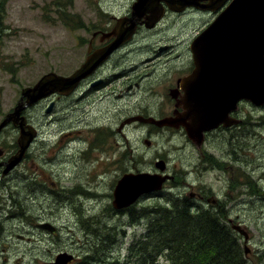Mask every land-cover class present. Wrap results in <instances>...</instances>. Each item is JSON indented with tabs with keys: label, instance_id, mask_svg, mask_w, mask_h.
Here are the masks:
<instances>
[{
	"label": "rangeland",
	"instance_id": "rangeland-1",
	"mask_svg": "<svg viewBox=\"0 0 264 264\" xmlns=\"http://www.w3.org/2000/svg\"><path fill=\"white\" fill-rule=\"evenodd\" d=\"M130 1L0 0V120L16 105L21 89L48 72L69 75L83 62L81 44L88 37L81 29L84 22L100 20L103 11L121 13L118 5ZM166 19L157 34L161 45L169 42ZM198 28L197 23L193 32ZM143 51L139 47L129 54L122 66L133 68L147 57ZM166 51L163 59H169ZM164 72L168 79L174 74L173 68ZM132 74L140 77L138 69ZM146 75L151 82L156 74ZM162 90L80 89L72 98H51L25 111L38 136L7 186L0 185V264H43L61 252L76 259L88 252L106 254V259L124 264L128 247L144 232L147 219L156 216L152 211L191 191L217 201L225 215L220 222L228 229L239 225L246 232L244 243L232 231L241 249H248L245 263L264 264V106L241 102L243 123L209 133L201 158L182 129L134 122L118 131L130 117L169 114L172 106L165 95L156 98L157 104L150 94ZM50 101L54 106L46 113ZM17 137L18 131L8 126L0 135V147L14 152ZM159 160L173 180L162 191L141 197L132 207V218L117 213L111 206L117 180L127 173H158L154 164ZM78 185L97 194L86 200ZM42 222L55 227V233L34 227ZM139 263L133 259L131 264ZM153 264L167 263L161 257Z\"/></svg>",
	"mask_w": 264,
	"mask_h": 264
},
{
	"label": "water",
	"instance_id": "water-1",
	"mask_svg": "<svg viewBox=\"0 0 264 264\" xmlns=\"http://www.w3.org/2000/svg\"><path fill=\"white\" fill-rule=\"evenodd\" d=\"M200 1L207 0H137L132 7L130 22L136 23L143 12L151 10L145 25L152 28L163 15L160 2L171 11L181 12L189 7L202 8ZM209 1L211 4L206 6L208 10H213L212 5L217 7L220 2H224ZM156 5L160 7L159 11L152 12ZM133 31L134 24L125 34H116L114 31V41L89 55L69 76L49 72L42 75L33 86L21 89L18 102L0 121V133L9 125L18 130V149L3 164V175L20 164L37 138V130L27 122L23 112L52 95L69 96L78 83L106 60ZM190 51L194 70L189 78L181 81L182 86L188 84L190 87L183 89V111L162 119L130 117L120 123L118 131L134 122L156 128H182L187 139L201 151L205 133L219 126L229 128L240 124L239 119L229 116L237 109L239 102L245 101L255 107L264 105V0H232L191 44ZM52 106L51 103L46 113L51 111ZM144 143L150 145L149 141ZM154 167L158 173L123 174L113 188L112 207L116 210L126 209L141 196L160 191L165 182L173 179L164 174V161H156ZM40 228L49 232L54 230L49 224H42ZM232 229L243 237L244 243L247 242L248 235L239 226L233 225ZM247 253L248 249L245 248V255ZM73 260V255L62 252L52 262L44 264H70Z\"/></svg>",
	"mask_w": 264,
	"mask_h": 264
},
{
	"label": "flooded vegetation",
	"instance_id": "flooded-vegetation-1",
	"mask_svg": "<svg viewBox=\"0 0 264 264\" xmlns=\"http://www.w3.org/2000/svg\"><path fill=\"white\" fill-rule=\"evenodd\" d=\"M136 1L137 0H131L127 5L123 6L118 5V8L122 9L121 13H116L114 11H103L104 13H102V18L100 20L96 18L93 22H84L86 27H82L81 29L82 31L87 32L88 37L83 38L82 41L84 43L81 44V47H85L83 62L89 55L105 46L110 45L115 39L114 31L116 32V34H125V32H127L129 28L133 27V24L134 31L132 32L130 37L126 39L118 48L113 50L107 57V59L99 64L89 76L78 83L71 95L62 96L59 94H55L45 100L38 102L37 104L49 101L51 98H57V100L72 98L80 89H88V91L99 89H126L127 91L131 89H165V92L164 90H162L160 92H155V95H153V92H151L150 94L153 96L152 100H155L157 104H159V101L156 100V98H161V95L164 94L165 98L170 102V106H172L170 113H166L160 117L149 113L142 114L141 116H151L156 119H162L164 117L173 116L174 112L181 113L183 111L181 104L183 89H189L190 87L188 84H185V87L182 86L181 81L185 78H189L194 70L193 57L190 51L191 44L199 35H201L202 32L208 29V27L212 24L216 17L228 6V4L232 0H224V2H220L219 6L217 7L212 5L213 10H208L206 8L207 5L211 4L209 0L200 1V5H202V8L189 7L181 12L171 11L164 3L160 2L161 7L163 8V15L152 28H147L145 25L146 20L151 15V10L143 12L142 16L136 21V23L131 24L130 20L132 18V7L136 3ZM98 7L99 10H103L102 6ZM154 9L155 10H152V12H157L159 11L160 7L156 5ZM165 19L166 21H169L166 35V40L169 42L163 43V45H161L159 42L161 39L158 41L157 34L160 32V30H162L163 27L160 26ZM197 23L199 24V28L194 33L193 28ZM91 28L92 30L87 31V29L89 30ZM139 47H144V51L141 54H145L147 55V57L137 61L133 68L126 70V67L122 66L124 65L123 62L129 54L132 53L134 55ZM169 48H172L174 53L172 51H166ZM164 51L167 52V56H169V59L162 58V53ZM185 52H187V54ZM82 63L78 64L74 71H76ZM171 67L173 68L174 74L168 79L166 78L164 68H169V70H171ZM135 69H138V74L140 76L139 78L134 77L132 74ZM147 72L156 74L155 78L151 82H146L145 80V78L149 76L146 75ZM139 82H142V86L139 84ZM51 103L54 106L53 101H50L48 106ZM239 105L234 112L229 114V116L231 118L239 119V125H241L243 123V120L239 118ZM236 127L237 126L225 128L219 126L217 129L205 133L201 151H198L200 157H204L202 148L209 133L217 130H232ZM162 129L180 130L181 128ZM4 130L1 131L0 135ZM17 149V144L16 150L14 152L13 150L7 152L2 147H0V185H2L3 187L7 186L8 177L15 169L14 168L6 175H3L2 172L5 168L3 164L16 153ZM26 155L27 152L25 153V156L22 159L21 163L25 160ZM164 186H166V183L164 184ZM79 187L83 189L80 192V195L86 200L92 199L97 194V192L86 190L84 186ZM190 189L193 190V188ZM189 195H191V197ZM97 199H101V196L99 194L97 196ZM188 199L192 201L193 206L198 210H208L212 213L217 214V216L219 213L221 214V216H225L224 212H222L217 205V201L214 199L204 198V195L195 191H191L188 194ZM195 200L200 201V203L195 202ZM208 204H213L212 206H214L215 208L212 206H209L210 208H206ZM132 207L133 206H130L126 209L121 210H116L113 207L112 208L117 211V213H125L129 216V213L126 211H132ZM7 218H9V216L5 217L2 221H6ZM1 224L2 223H0V226ZM42 224H46V222L36 223L34 224V227L41 229L40 225ZM53 228V232H48L54 234L56 229L55 227ZM103 258H106V254H103ZM78 259L79 258L76 259L74 256V261L72 263L76 262Z\"/></svg>",
	"mask_w": 264,
	"mask_h": 264
},
{
	"label": "trees",
	"instance_id": "trees-1",
	"mask_svg": "<svg viewBox=\"0 0 264 264\" xmlns=\"http://www.w3.org/2000/svg\"><path fill=\"white\" fill-rule=\"evenodd\" d=\"M167 206H157L148 218L144 232L128 247L124 264L133 259L139 264H153L161 257L167 264H246L238 238L208 210L196 209L185 196L170 198ZM132 218V211H126ZM145 212L143 211V216ZM72 264H121L118 259L85 253Z\"/></svg>",
	"mask_w": 264,
	"mask_h": 264
}]
</instances>
